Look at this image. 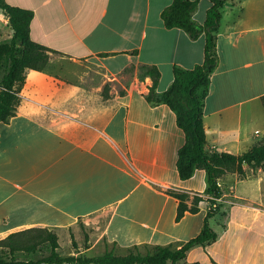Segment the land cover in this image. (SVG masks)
Returning <instances> with one entry per match:
<instances>
[{
  "label": "crops",
  "instance_id": "0c3cea01",
  "mask_svg": "<svg viewBox=\"0 0 264 264\" xmlns=\"http://www.w3.org/2000/svg\"><path fill=\"white\" fill-rule=\"evenodd\" d=\"M197 1L193 18L204 25L213 3ZM224 1L203 121L209 148L238 156L264 144V135L254 141L264 111V0ZM6 2L33 12L31 38L52 52L47 70L27 72L16 115L0 123V239L48 228L60 247L70 243L63 256H96L105 240L124 255L197 237L209 211L207 175L179 177L184 133L167 105L147 102L153 81L141 68L159 69L162 94L175 67L204 62L205 35L165 27L161 14L173 0ZM11 38L0 12V43ZM245 172L218 180L228 217L210 219L219 238L193 248L188 263L264 264V168ZM169 190L187 194L190 207L201 196L199 212L177 222Z\"/></svg>",
  "mask_w": 264,
  "mask_h": 264
},
{
  "label": "trees",
  "instance_id": "16d2710c",
  "mask_svg": "<svg viewBox=\"0 0 264 264\" xmlns=\"http://www.w3.org/2000/svg\"><path fill=\"white\" fill-rule=\"evenodd\" d=\"M213 5L208 10L204 25H199L193 18L198 1L173 0L161 14V19L168 29L179 28L197 39L203 34L206 38L205 60L193 69L175 67L174 81L162 94L157 91L161 73L156 66H143L141 76L152 78L153 84L145 96L151 105L165 104L176 115L178 127L183 131L185 144L178 152L177 170L182 180H189L198 169L206 172L207 194L220 198L222 196L218 180L228 173H237L240 178H246L245 166L254 169L264 168V144L254 146L242 155H233L212 150L207 144L203 121L204 102L211 85V75L216 65V32L222 18L221 9L224 0H210ZM0 12L9 18L12 38L0 43V123H8L17 113L21 103L20 93L25 85L29 70L45 71L49 67L52 50L38 44L31 38V22L33 12L9 5L6 0H0ZM104 89L103 96L109 97ZM202 91V93H200ZM264 106V97L261 99ZM168 194L179 201L176 221L184 215L199 212V204L204 200L194 196L192 206L187 204L189 196L184 193L168 191ZM208 214L201 233L183 244L180 248L172 246H145L143 252L138 247L130 249L127 254L120 255L113 249L96 256L60 254L58 235L48 228H32L9 234L0 239V264H199L188 263L187 255L195 247H206L219 238V234L210 226V219L216 215L228 217V211L223 203L217 204L207 200ZM88 240V235H86ZM38 259L20 260L18 254L34 256ZM73 248L78 249L73 239Z\"/></svg>",
  "mask_w": 264,
  "mask_h": 264
},
{
  "label": "rangeland",
  "instance_id": "374dc122",
  "mask_svg": "<svg viewBox=\"0 0 264 264\" xmlns=\"http://www.w3.org/2000/svg\"><path fill=\"white\" fill-rule=\"evenodd\" d=\"M0 76H1V74H0ZM129 78H130V76H129V74L127 75V78L126 79H124L125 81L124 82H126L127 80L129 81ZM111 90V87H110V85H107V89H106V91H107V93L109 94V91ZM117 91L119 92L120 91V87H118L117 88ZM262 117L260 118V119H258V121H257V129H259V131L261 132V135L259 136V137H256V139L254 140L255 141V143H259L260 142V140H261V138L263 137V133H264V111L262 110ZM261 187H262V191H263V194H264V179H263V182H262V185H261ZM61 247H62V249H61V254L62 255H68L69 254V251H70V247H71V245H70V243H68V242H66L64 239H62L61 241ZM110 248H112V246L110 247ZM102 247H100V248H98L96 251H102ZM117 250L115 249V252H116ZM142 251L143 252H145V250L144 249H142ZM44 253H47V248L45 249H43V252L41 253V254H38V255H34V256H32V257H30V256H24V254H18V258L20 259V260H27V259H38V258H40ZM117 254H118V252H116Z\"/></svg>",
  "mask_w": 264,
  "mask_h": 264
},
{
  "label": "built area",
  "instance_id": "2783aa9c",
  "mask_svg": "<svg viewBox=\"0 0 264 264\" xmlns=\"http://www.w3.org/2000/svg\"><path fill=\"white\" fill-rule=\"evenodd\" d=\"M219 185V184H218ZM207 200H213L215 202V204L213 205V208L217 206V204L219 203H222L221 201V197L218 198V197H215V196H212V195H208L207 196Z\"/></svg>",
  "mask_w": 264,
  "mask_h": 264
}]
</instances>
